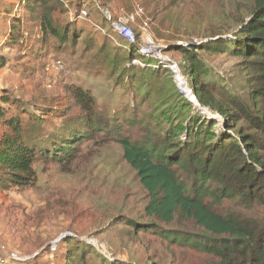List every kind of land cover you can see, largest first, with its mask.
I'll list each match as a JSON object with an SVG mask.
<instances>
[{
	"label": "trees",
	"instance_id": "1",
	"mask_svg": "<svg viewBox=\"0 0 264 264\" xmlns=\"http://www.w3.org/2000/svg\"><path fill=\"white\" fill-rule=\"evenodd\" d=\"M7 1L17 0L0 3ZM64 1L71 0L17 1V12L21 13L11 19L6 43L9 49H20L17 61L26 55H43L52 38L59 42L57 50L63 49L62 44L70 39L74 43L79 38L70 25H61L55 17L56 13H66ZM138 1L146 10L152 32L169 43L165 53L174 50L183 53L184 66H179L199 104L216 112L221 120L196 112L193 104L180 94L173 73L162 67L155 69V60L142 58L145 66L134 67L132 61L141 55L136 45L125 43V55H106L102 63L111 66L117 82L122 83L127 75L134 90L143 95L142 101L158 95L155 106L158 113H143L146 117L142 119L136 105L126 120L131 127L142 126L146 134L131 136L117 115L104 116L92 91L81 86L69 85L65 92L71 99L68 104L78 110L76 115L70 114L72 109L67 112L59 109L52 114L48 104L33 105L35 111H31L21 100H15L13 104L20 110L16 115L0 106V190L35 187L39 163L68 169L81 159L83 143L99 135V139L113 140L121 146L123 159L136 172L149 196L145 207L148 218L168 225L195 226L196 233L173 231L168 238L211 255L216 264H264V0L248 1L247 19L228 16L218 31L206 30L208 36L217 37L228 33L232 26H239L235 35L203 43L206 36L199 40L201 44H193L194 39H181L186 33L172 13L178 6L186 7L190 0ZM125 7L131 10L129 0ZM146 23L152 33L149 22ZM26 25L37 29L29 37L24 36ZM136 36L139 39V34ZM227 41L231 54L241 60L240 66L249 74L253 89L248 96L217 91L212 78L207 79L210 70L199 60V50L220 52L215 49L223 45L227 48L224 44ZM176 42H189V46L178 47ZM6 65L7 60L1 58L0 70ZM9 99L4 96L0 100ZM62 112L65 113L59 116L62 121L56 122V115ZM151 122L161 133L154 132ZM226 201L236 202L244 210H255L258 216L219 211ZM156 226L149 223L142 229L152 232ZM105 264L112 263L105 260Z\"/></svg>",
	"mask_w": 264,
	"mask_h": 264
},
{
	"label": "rangeland",
	"instance_id": "2",
	"mask_svg": "<svg viewBox=\"0 0 264 264\" xmlns=\"http://www.w3.org/2000/svg\"><path fill=\"white\" fill-rule=\"evenodd\" d=\"M129 1L131 10L125 7L127 0L64 1L66 13H56L55 17L61 25H70L79 33L74 43L70 39L62 44L63 49L57 50L59 42L52 38L43 55H26L19 61L16 57L21 55L20 49L6 48L0 55V59L7 60V65L0 70V99L4 96L10 99L8 103L0 100V106L9 110L10 115H16L20 110L13 102L21 100L31 111H35L33 105L48 104L53 109L52 114L59 109L65 112L72 109L70 114L76 115L78 110L68 104L71 99L65 92L69 85L81 86L92 91L98 110L104 116L115 113L131 136H144L142 126L131 127L126 120L136 105L142 119L146 117L143 113H158L155 110L158 95L142 101L143 95L134 90L127 75L122 83L117 82L111 66L102 63L106 55L122 57L127 52L125 41L112 25L116 21L130 26L135 35L139 34L138 45L144 43L142 30L147 28L144 23L150 24V21L138 0ZM248 1L190 0L186 7L178 6L172 13L179 19L182 32L186 33L181 39L201 41L208 36L207 29L218 31L228 16L247 19L245 7L249 5ZM13 7L10 2L0 3V11L6 13ZM20 13L12 12L13 17ZM85 13L87 16L81 18ZM6 18L10 20L9 16ZM151 27L150 24L152 32ZM238 29L239 26H232L223 36L212 37L214 34L204 39L211 42L232 37ZM34 30L37 29L26 25L24 36L29 37L27 35ZM7 33L9 38L10 28ZM151 34L156 44L167 51L169 43L158 39L153 32ZM224 44L227 48L223 45L215 49L220 52L198 51L202 66L210 70L207 79L212 78L214 88L223 94L248 96L253 89L249 74L240 66L241 60L231 54L230 43ZM101 47L106 48L101 51ZM164 55L178 66L181 77L187 81V75L179 66H184L183 53L174 50L168 54L164 52ZM154 63L159 65L158 61ZM127 67H131L129 63ZM193 107L203 117L220 118L208 108L202 107L206 112L203 113L200 107ZM63 114H57L55 121L61 122L63 118L59 116ZM152 125L155 128V123ZM161 131L154 130L157 134ZM98 136L83 143L81 159L68 169L39 163L35 187L8 192L0 190V253L17 252L21 257L20 261L10 264H105V260L112 264H216L211 255L167 237L173 231L196 233L192 223L168 225L145 215L149 196L136 172L123 159L121 146ZM218 210L258 216L255 210H244L236 202L226 201ZM149 223L158 226L150 228L152 232H144L143 225ZM93 250L101 258L95 256Z\"/></svg>",
	"mask_w": 264,
	"mask_h": 264
},
{
	"label": "built area",
	"instance_id": "3",
	"mask_svg": "<svg viewBox=\"0 0 264 264\" xmlns=\"http://www.w3.org/2000/svg\"><path fill=\"white\" fill-rule=\"evenodd\" d=\"M19 3L16 4L14 14L18 11ZM87 16L82 15L81 18H84ZM113 27L116 29V31L119 33L121 38L125 41L127 46H137L138 53L141 55V58L133 60L132 64L135 66H145L143 63V59H154L156 62L158 61L159 65L153 64V67L155 69L165 68L169 69L173 75L175 80L178 83L180 94L185 96L186 99H188L190 102V94L194 95L193 91L190 89L188 82L183 84L184 79L181 77V71L179 70L178 66L174 64L168 57L164 55L165 49L163 47H160L156 44V42L153 39V36L148 30V24L145 22L144 25L147 28H144L143 31V40L144 43L142 45H138L137 36L135 35L133 29L124 24H120L119 22H115L112 24ZM146 41V42H145ZM205 40L204 42H206ZM181 47H188L189 42H180L179 43ZM193 44H201V42L198 39L193 40ZM195 96V95H194ZM192 103V102H191ZM21 257L17 252H11L8 254L0 253V264H10L12 262L20 261Z\"/></svg>",
	"mask_w": 264,
	"mask_h": 264
},
{
	"label": "crops",
	"instance_id": "4",
	"mask_svg": "<svg viewBox=\"0 0 264 264\" xmlns=\"http://www.w3.org/2000/svg\"><path fill=\"white\" fill-rule=\"evenodd\" d=\"M17 1H19V0H17ZM17 1H7V2L13 3L15 5L16 3H18ZM7 16H9V18L11 20V18L13 17V14L8 15L6 12L0 11V55L3 54L7 48V46H6V43L8 41L7 30H9V28H10V20L9 21L6 20ZM4 21H6V24L4 23ZM3 29H4V31H3ZM2 31H3V33H2Z\"/></svg>",
	"mask_w": 264,
	"mask_h": 264
},
{
	"label": "water",
	"instance_id": "5",
	"mask_svg": "<svg viewBox=\"0 0 264 264\" xmlns=\"http://www.w3.org/2000/svg\"><path fill=\"white\" fill-rule=\"evenodd\" d=\"M206 42H207V41H206ZM206 42H205V43H206ZM176 46L181 47V45H180L179 43H177ZM167 48H168V47H166V49H167ZM186 82H187L186 80L183 81V84H185ZM188 98H190L192 104H193L195 107H196V106L200 107V108L202 109L203 113H206V112H204L205 109L202 108V106L199 104V102L197 101V99H196V97H195L194 95L190 94V97H188ZM219 117H220V116H219ZM219 120H221V118H219L218 121H219Z\"/></svg>",
	"mask_w": 264,
	"mask_h": 264
},
{
	"label": "bare ground",
	"instance_id": "6",
	"mask_svg": "<svg viewBox=\"0 0 264 264\" xmlns=\"http://www.w3.org/2000/svg\"><path fill=\"white\" fill-rule=\"evenodd\" d=\"M198 107V106H197Z\"/></svg>",
	"mask_w": 264,
	"mask_h": 264
}]
</instances>
